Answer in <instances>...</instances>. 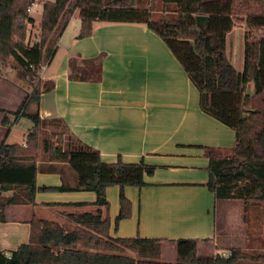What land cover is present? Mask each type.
<instances>
[{
	"label": "crops",
	"instance_id": "1",
	"mask_svg": "<svg viewBox=\"0 0 264 264\" xmlns=\"http://www.w3.org/2000/svg\"><path fill=\"white\" fill-rule=\"evenodd\" d=\"M176 15V0H135L131 9H111L110 20L93 21L91 34L82 38L77 36V12L69 18L41 71L39 100L29 101L25 112H37L38 131L56 140L63 134L61 146L73 152L67 161H51L42 139L34 201L3 203L12 191L0 192L6 216L0 221V251L28 242L32 218L64 222L63 210L94 209L63 204L96 200V193L86 189L96 155L103 177H117L110 166L120 160L126 164L124 179L143 181L105 188L112 237L163 238L162 261L176 260L178 238L197 239V253L203 256H224L232 248L250 246L244 201L217 199L206 184L209 155L230 154L234 130L200 108L198 90L186 73L195 63L192 40H164L156 31L160 20L174 21ZM41 16L31 15L37 22ZM234 29L226 34L229 56L228 37ZM242 40L244 45V34ZM241 60L243 56L238 65L231 61L239 71ZM12 85L0 77L2 123L3 115L13 111L2 105L16 93ZM246 92L253 93L252 83ZM28 119L22 140L11 143L26 144L33 126ZM10 132L9 127L0 142L10 143ZM121 190L130 213L115 224Z\"/></svg>",
	"mask_w": 264,
	"mask_h": 264
},
{
	"label": "trees",
	"instance_id": "2",
	"mask_svg": "<svg viewBox=\"0 0 264 264\" xmlns=\"http://www.w3.org/2000/svg\"><path fill=\"white\" fill-rule=\"evenodd\" d=\"M36 1L43 4L38 25L40 39L29 43L28 24H33L34 19L28 8ZM133 5L134 0H0V75L10 68L17 78L30 84V93L11 113H20L33 122L24 146L0 142V192L12 191L11 197L1 199L3 203L34 201L40 120L37 112L25 109L29 101L39 100L40 65L53 54L69 18L77 12V36L82 38L91 34L93 21L110 20L111 9H131ZM176 12L174 21L160 20L156 31L164 40H192L198 65L186 68V73L198 90L200 108L234 130L230 154L209 155L206 184L217 199H240L245 205L264 202V0H176ZM199 15L205 16L200 22ZM240 24L246 28L241 71L226 53V34ZM147 25L153 28L151 23ZM249 83L253 84L252 94L246 92ZM59 139L45 143L51 161H67L73 152L63 149ZM79 148L86 150L83 144ZM92 164L86 189L96 193V200L63 205L95 208L63 210L61 214L67 219L64 222L32 218L28 242L15 250H1L0 264H235L241 258L264 261V254L253 258L240 248L230 249L227 256L199 255L195 238L176 239V260L162 261L163 238L112 237L105 188L115 183L139 185L143 181L140 177L124 179L126 164L120 160L110 166L117 174L114 178L102 176L103 163L98 155ZM119 201L115 224L130 213V202L122 190ZM5 217L1 204L0 221Z\"/></svg>",
	"mask_w": 264,
	"mask_h": 264
},
{
	"label": "rangeland",
	"instance_id": "3",
	"mask_svg": "<svg viewBox=\"0 0 264 264\" xmlns=\"http://www.w3.org/2000/svg\"><path fill=\"white\" fill-rule=\"evenodd\" d=\"M134 4H135V0H134ZM42 10H43L42 2L36 1L31 6V9H29L30 16L33 14L34 16L39 17L40 14H42ZM38 25L39 22H37L35 18L33 24H28L27 38L29 43H34L40 39V32ZM245 31H246L245 25L240 24L235 27L233 32L230 33L231 35H229L228 37L227 51L230 53V56L233 57L231 61L234 65H238L237 59L240 57L242 59L243 56L242 34H244ZM230 56L228 55V58H230ZM194 60L195 63L192 65L190 64L191 67H196L198 65V58L195 55L194 58L192 59V62ZM242 62L243 60H241L240 63L242 64ZM3 75L8 79L11 86H13L12 85L13 83L17 87L15 86L16 87L15 95H13V93L11 92L10 95L11 101H7L6 104H2V105L10 109L13 108V110H16L19 107L21 99L24 98V95L28 94L27 93L28 91H30L31 89L30 84L25 80L17 78L15 71L10 68L2 70L0 77ZM39 81H40V77H39ZM9 89L11 90V88ZM13 96L16 97L13 98ZM9 114L10 115H3V117L5 116L4 117L6 120L5 123L4 122L2 123L0 121V137L4 136L6 134V130L10 127L11 132L7 139L8 142L11 143L15 141L17 142L21 141L24 136V133L26 132L27 124L30 122V120L27 117H22L23 115H21L20 113L17 115L13 113H9ZM60 135L62 136V140H64L63 139L64 135L63 134ZM51 136L46 132H42V131L39 132L37 130L38 145H37L36 157H37L38 149H40L39 153L42 154V150H41L42 139L52 140V141L56 140ZM246 209H247L246 216L248 219L247 221H249L250 224V246L248 248H243V249L240 248V249L243 250L245 253L252 255L253 258H256L258 255L264 254V202L249 203L246 205ZM60 219L63 218L61 217ZM130 254L133 255L132 253ZM235 264H264V261L255 260L252 258H241L238 261H236Z\"/></svg>",
	"mask_w": 264,
	"mask_h": 264
},
{
	"label": "built area",
	"instance_id": "4",
	"mask_svg": "<svg viewBox=\"0 0 264 264\" xmlns=\"http://www.w3.org/2000/svg\"><path fill=\"white\" fill-rule=\"evenodd\" d=\"M28 9H31V7H29ZM44 66H45V63H42L41 65H40V69H39V77H40V74H41V71L43 70V68H44ZM229 253H227V254H224V256H227Z\"/></svg>",
	"mask_w": 264,
	"mask_h": 264
},
{
	"label": "water",
	"instance_id": "5",
	"mask_svg": "<svg viewBox=\"0 0 264 264\" xmlns=\"http://www.w3.org/2000/svg\"><path fill=\"white\" fill-rule=\"evenodd\" d=\"M205 18L204 15H199L197 16V21L200 22L201 20H203Z\"/></svg>",
	"mask_w": 264,
	"mask_h": 264
}]
</instances>
